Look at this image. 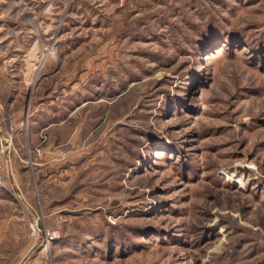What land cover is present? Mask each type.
I'll return each mask as SVG.
<instances>
[{
  "label": "rangeland",
  "instance_id": "obj_1",
  "mask_svg": "<svg viewBox=\"0 0 264 264\" xmlns=\"http://www.w3.org/2000/svg\"><path fill=\"white\" fill-rule=\"evenodd\" d=\"M15 1L78 141L1 194L0 264H264V0Z\"/></svg>",
  "mask_w": 264,
  "mask_h": 264
},
{
  "label": "crops",
  "instance_id": "obj_2",
  "mask_svg": "<svg viewBox=\"0 0 264 264\" xmlns=\"http://www.w3.org/2000/svg\"><path fill=\"white\" fill-rule=\"evenodd\" d=\"M16 2L15 0H0V137L10 133L9 121L14 117L16 118L15 131L12 133L13 142L10 147L9 175L6 176L0 187V197H2L3 192L5 195L12 192L15 200L17 198L18 201L23 194L22 191L30 188L29 181L24 182V176L27 177L28 173L31 172L34 179L35 176L39 179L41 177V183H44L45 181L42 179L46 169L43 168H47L55 159L58 161L60 154L55 151L57 148L68 146L72 137L73 142L78 141V138L76 140L74 137L78 131L76 130V133L73 132V134L67 130V121L72 112L65 111L67 106L64 96L55 95L51 97L50 94L53 89L44 87L42 83L43 80L52 77L43 76L35 80L36 66L34 62H36L40 52V42L38 39L33 40L32 36L20 39L18 36L20 30L16 28L23 27L32 31L34 17L29 15L21 20L23 8L16 10L7 5L16 4ZM23 20L25 22L30 21V26H22L20 23ZM21 49L25 50L24 56L30 61L27 63V59L24 60L27 65L23 69H21L22 66L12 65L14 60L19 57L16 52ZM43 89L44 94L40 93ZM29 95H31L30 98ZM26 115L28 116L27 130H24L22 122ZM38 149L39 152L37 153ZM68 155L69 153L66 154L65 158ZM29 161L33 163L32 167H29ZM39 173L43 175L39 176ZM25 195L27 196L25 193L23 197ZM19 201L23 205L22 202L24 201Z\"/></svg>",
  "mask_w": 264,
  "mask_h": 264
},
{
  "label": "built area",
  "instance_id": "obj_3",
  "mask_svg": "<svg viewBox=\"0 0 264 264\" xmlns=\"http://www.w3.org/2000/svg\"><path fill=\"white\" fill-rule=\"evenodd\" d=\"M48 48H46L47 50ZM45 56L43 55L41 58L40 64L44 63ZM27 119L28 116L26 115L24 121L22 122V126L24 130H27ZM15 122L16 118H12L9 124V131L10 133L7 136L0 137V187L6 178L9 175L10 169V147L13 142V135L12 133L15 131ZM38 152V150H37ZM29 166L32 167L33 163L31 161L28 162ZM58 236V232L46 233L45 238L47 241H51L53 238Z\"/></svg>",
  "mask_w": 264,
  "mask_h": 264
},
{
  "label": "trees",
  "instance_id": "obj_4",
  "mask_svg": "<svg viewBox=\"0 0 264 264\" xmlns=\"http://www.w3.org/2000/svg\"><path fill=\"white\" fill-rule=\"evenodd\" d=\"M10 122V121H9ZM48 231H51V230H48Z\"/></svg>",
  "mask_w": 264,
  "mask_h": 264
}]
</instances>
